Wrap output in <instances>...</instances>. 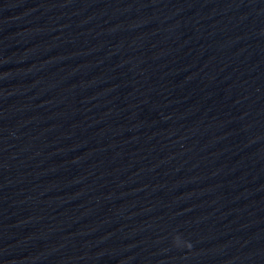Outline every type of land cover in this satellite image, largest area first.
<instances>
[{"label": "water", "instance_id": "1", "mask_svg": "<svg viewBox=\"0 0 264 264\" xmlns=\"http://www.w3.org/2000/svg\"><path fill=\"white\" fill-rule=\"evenodd\" d=\"M0 264H264V0H0Z\"/></svg>", "mask_w": 264, "mask_h": 264}]
</instances>
